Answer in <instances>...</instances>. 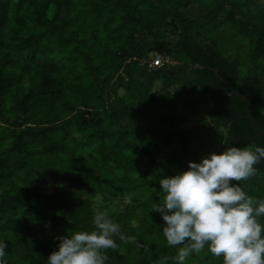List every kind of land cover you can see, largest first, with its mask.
Returning <instances> with one entry per match:
<instances>
[{
	"label": "trees",
	"instance_id": "trees-1",
	"mask_svg": "<svg viewBox=\"0 0 264 264\" xmlns=\"http://www.w3.org/2000/svg\"><path fill=\"white\" fill-rule=\"evenodd\" d=\"M197 1L225 13L254 43L247 74L241 75L238 57L203 42L202 24L190 10ZM253 7H264V1L0 0L3 264H47L57 237L95 230V194L125 205L115 218L131 225L124 239L115 237L117 248L106 251L105 264H155L177 254L183 245L167 244L162 215L152 211L161 203L160 179L187 170L189 161L200 162L217 138L223 151L225 139L227 147H264L246 101L228 95L223 82L229 92L251 97L250 111L264 131V25L255 21ZM157 54L177 63L154 70L140 66ZM157 80L163 87L153 90ZM199 89L204 92L195 101L191 95ZM198 101L210 105L202 108ZM176 107L197 119L170 116ZM75 131L81 139L70 145ZM207 140L211 146L204 151ZM164 144L173 150L157 160ZM255 167L256 174L244 181L264 180V160ZM48 187L53 192L43 193ZM215 260L206 245L185 264ZM218 260L223 264V257Z\"/></svg>",
	"mask_w": 264,
	"mask_h": 264
},
{
	"label": "clouds",
	"instance_id": "clouds-1",
	"mask_svg": "<svg viewBox=\"0 0 264 264\" xmlns=\"http://www.w3.org/2000/svg\"><path fill=\"white\" fill-rule=\"evenodd\" d=\"M264 160V147L231 146L212 152L200 162L189 161L188 169L160 179L161 203L152 211L162 215L163 235L170 247H179L173 259L185 264L193 252L207 245L223 264H264V199L248 195L239 182L255 175ZM97 205L102 197L95 198ZM95 230L73 231L57 237L59 244L47 257V264H105L108 249L115 250V237H125L120 225L106 212H96ZM7 244L0 241V264Z\"/></svg>",
	"mask_w": 264,
	"mask_h": 264
},
{
	"label": "rangeland",
	"instance_id": "rangeland-1",
	"mask_svg": "<svg viewBox=\"0 0 264 264\" xmlns=\"http://www.w3.org/2000/svg\"><path fill=\"white\" fill-rule=\"evenodd\" d=\"M264 1V0H262ZM208 3L204 2L201 3V1L194 2L192 6H190V10L192 11L194 16H197L202 24L201 28V39L204 43H217L218 49L223 53V55L234 58L238 57L241 61V75L247 74V68L246 66L252 61V54L254 51V43L250 41L249 37H244L243 34L239 33L230 21L226 18V14L222 11L215 12L213 10L208 9ZM228 8H231V5H227ZM166 8L169 9V6L166 5ZM253 16H255V21L262 22L264 25V7H253ZM245 11V10H244ZM237 14L240 16L242 15L241 12H237ZM244 16L246 17V20H251V16L248 14L247 11L244 12ZM116 26V24H113ZM252 25V24H251ZM158 55V54H157ZM157 55H151V57H147L144 60L140 61V66L142 68H149V70H154L152 68H155L151 65V62L156 59ZM161 56V55H159ZM172 58V59H171ZM170 60H172L173 63H177L176 59L171 56ZM154 62V61H153ZM263 59H260L259 66H262ZM122 75L124 73H121ZM25 87H28V82H25ZM163 87V83L161 80H157L154 83L153 90H159ZM170 90L172 91H178V88L176 85H172L170 87ZM204 90L199 89L194 91L192 93V98L196 101L198 100ZM119 96H124L125 90L123 88H120L118 91ZM199 102V101H198ZM197 105L200 107H205L210 105L208 101L205 102H199ZM170 116H177L179 119H191L196 120L197 116L193 115L190 111L186 110L184 107H176L170 111ZM169 117L165 113H161V118L163 120L168 119ZM171 123L167 122V130L166 132H169L171 130ZM81 139V134L78 132H73L71 137L67 140V143L70 145L77 144L78 141ZM228 140V139H227ZM227 140L225 139V148H227ZM220 139H215V147L212 148V152H222L223 148L219 145ZM211 146V141L207 140L206 145L204 147V151L209 149ZM173 150L172 146L169 144L162 145L159 150L156 152L155 157L157 160L160 159L163 152H171ZM209 154V155H210ZM263 178H259L256 182L252 181H241L239 183V186L250 196L255 197L257 199H264V180ZM262 180V181H261ZM53 192L52 188L48 187L43 190V193L45 194H51ZM0 193H1V186H0ZM102 197V204L97 205L95 202V198L97 196ZM86 197V195H85ZM92 200V208L94 214L96 212H106L108 214V217L113 220V222L118 223L117 219L115 218L118 216V213L125 207V205H118L114 203L113 200H109L104 198L102 194H95L93 197L90 198ZM58 215H66L61 210H57ZM262 224H264V216H261L258 218ZM120 222V221H119ZM120 225V231L124 236L128 235L130 232L131 225L124 224L122 222L118 223ZM133 225H135L134 222H132ZM128 251V248L122 247L121 252L123 254H126ZM220 258V257H219ZM217 264H221V261L218 260L216 257ZM155 264H161L160 262H155Z\"/></svg>",
	"mask_w": 264,
	"mask_h": 264
},
{
	"label": "water",
	"instance_id": "water-1",
	"mask_svg": "<svg viewBox=\"0 0 264 264\" xmlns=\"http://www.w3.org/2000/svg\"><path fill=\"white\" fill-rule=\"evenodd\" d=\"M198 67H202L200 65H198ZM214 71L216 73H218V70L217 69H214ZM222 78V77H221ZM223 80V78H222ZM223 82L225 83V86H226V91L228 93V95L232 96V95H235L237 96V98H239L240 100H243V101H246V110H247V114H248V117L251 119L252 121V124L256 130V132L260 135V136H263L264 137V131L260 129L255 117L252 115L251 111H250V103H251V97L248 96V95H241L240 92L238 90H233L231 92H229V88H228V83L223 80Z\"/></svg>",
	"mask_w": 264,
	"mask_h": 264
},
{
	"label": "built area",
	"instance_id": "built-area-1",
	"mask_svg": "<svg viewBox=\"0 0 264 264\" xmlns=\"http://www.w3.org/2000/svg\"><path fill=\"white\" fill-rule=\"evenodd\" d=\"M153 61L151 62V65L153 67H159V66H163L165 62H170L171 60L169 57L164 58L162 56L157 55L156 59Z\"/></svg>",
	"mask_w": 264,
	"mask_h": 264
}]
</instances>
